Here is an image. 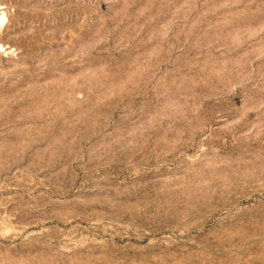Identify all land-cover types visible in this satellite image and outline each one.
Returning a JSON list of instances; mask_svg holds the SVG:
<instances>
[{
  "label": "rangeland",
  "instance_id": "374dc122",
  "mask_svg": "<svg viewBox=\"0 0 264 264\" xmlns=\"http://www.w3.org/2000/svg\"><path fill=\"white\" fill-rule=\"evenodd\" d=\"M0 264H264V0H0Z\"/></svg>",
  "mask_w": 264,
  "mask_h": 264
}]
</instances>
